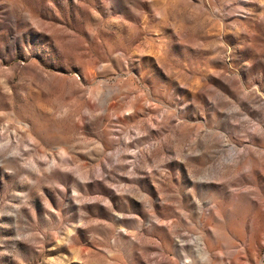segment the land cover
<instances>
[{
  "label": "rangeland",
  "instance_id": "374dc122",
  "mask_svg": "<svg viewBox=\"0 0 264 264\" xmlns=\"http://www.w3.org/2000/svg\"><path fill=\"white\" fill-rule=\"evenodd\" d=\"M240 255L264 264V0H0V264Z\"/></svg>",
  "mask_w": 264,
  "mask_h": 264
},
{
  "label": "bare ground",
  "instance_id": "6f19581e",
  "mask_svg": "<svg viewBox=\"0 0 264 264\" xmlns=\"http://www.w3.org/2000/svg\"><path fill=\"white\" fill-rule=\"evenodd\" d=\"M246 241H247V240H246ZM244 258H245V256L240 255L239 257L234 258V259H233V262H234L235 264H246V261L244 260Z\"/></svg>",
  "mask_w": 264,
  "mask_h": 264
}]
</instances>
